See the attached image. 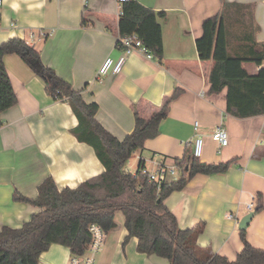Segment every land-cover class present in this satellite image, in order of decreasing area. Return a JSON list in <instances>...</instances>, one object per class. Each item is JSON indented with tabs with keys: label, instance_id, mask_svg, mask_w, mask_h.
I'll return each instance as SVG.
<instances>
[{
	"label": "crops",
	"instance_id": "obj_1",
	"mask_svg": "<svg viewBox=\"0 0 264 264\" xmlns=\"http://www.w3.org/2000/svg\"><path fill=\"white\" fill-rule=\"evenodd\" d=\"M137 1L164 12L159 19L160 61L135 50L119 73L96 76L104 58L116 59L123 52L116 44V0H1L0 43L14 37L25 40L39 53L44 67L52 68L80 92L86 103L96 104V121L119 140L134 128V112L147 120L175 89H181L169 102L159 133L145 140L143 148L132 156H140L147 165L176 164L175 159H181L186 148L191 149L190 142L200 133L204 145L200 161L235 162L225 172L192 176L182 189L166 195L165 206L181 229L203 222L196 243L234 260L243 246L237 222L246 214L245 205L253 200L255 212L245 238L264 249V113L237 118L225 112V90L208 91L207 76L213 62L225 54L222 23L208 29L220 0ZM228 1L253 4L258 27L254 39L257 44L264 43V0ZM3 63L16 103L0 113V230L3 226L19 228L38 209L13 199L15 193L34 199L46 177H52L62 189L75 187L104 170L94 149L72 132L78 119L70 104L53 100L34 69L18 54H5ZM261 66L243 64L249 74ZM217 124L228 133V145L221 149L212 136ZM257 207L260 210L256 211ZM118 212L96 264H171L155 254L139 252L137 237L128 236L123 214ZM232 214L235 217L228 218ZM70 255V248L53 243L40 254L38 264H67Z\"/></svg>",
	"mask_w": 264,
	"mask_h": 264
},
{
	"label": "trees",
	"instance_id": "obj_2",
	"mask_svg": "<svg viewBox=\"0 0 264 264\" xmlns=\"http://www.w3.org/2000/svg\"><path fill=\"white\" fill-rule=\"evenodd\" d=\"M219 10L208 24L212 30L216 22L224 29L225 54L216 57L207 79L209 93L225 90V112L237 118L258 116L264 113V43L257 44L254 34L258 30L253 4L220 0ZM118 20L119 37L135 32L158 61L163 55L162 31L159 19L164 12H155L137 0L122 3ZM232 42V43H231ZM257 48V49H256ZM18 54L30 67L38 62L45 90L53 100L67 101L78 123L72 132L77 139L94 149L104 165L100 174L85 179L75 187L58 189L52 177L38 185L34 199L14 194L13 199L28 202L38 209L19 228L3 226L0 230V264H38L43 251L53 243L70 248V253L82 255L90 239L88 225L98 224L105 232L115 227V213L123 214V225L128 236L137 237V250L147 255L155 254L171 264H264V249L247 242L245 230L240 231L243 246L234 260L211 253L200 247L197 237L203 222L181 229L176 217L164 204L166 195L180 190L198 173L211 175L225 172L235 162L200 161L186 148L181 159H175L179 168L176 180L166 182L159 190L153 182L139 175L141 161L135 172L126 169V161L141 150L143 142L159 133V122L166 116L169 102L179 95L175 89L161 109L143 119L135 114V125L123 139L111 135L96 121V104L86 103L80 92L56 75L54 70L41 64L39 53L25 40L14 37L0 43V113L16 103V95L3 63L5 54ZM244 62H254L261 68L249 74ZM0 119V125L2 124ZM260 210L259 207L256 211Z\"/></svg>",
	"mask_w": 264,
	"mask_h": 264
},
{
	"label": "built area",
	"instance_id": "obj_3",
	"mask_svg": "<svg viewBox=\"0 0 264 264\" xmlns=\"http://www.w3.org/2000/svg\"><path fill=\"white\" fill-rule=\"evenodd\" d=\"M127 0H116L118 11L120 12L121 6L123 2H126ZM1 5V0H0ZM118 12V14H119ZM41 36L42 33H40ZM30 38L33 40L34 35L30 33ZM116 44L122 49V54L116 58L111 59L110 57H106L103 59L101 64L99 65V68L97 70L96 76L100 77L103 75H106L107 73H119L122 68L123 64L129 56V54L135 50L142 52L144 55H146L149 58H153L152 52L143 46L142 41L139 39L137 34L135 32L128 34L124 37H117ZM197 126L198 123L195 122L193 124V129L197 132ZM212 136L216 140V144L218 145V149H221L228 144V133L227 129L224 128L223 125L217 124L213 127L212 130ZM191 146V153L194 157L198 158L203 151V136L197 132L195 134L193 140L190 142ZM139 161H141V165L139 166V175L147 180L148 182H153L157 186V190L161 188L163 184H166V182H170L173 180H176L178 178V166L174 163H167V162H154V168H148L147 164L144 163L145 159L138 156ZM254 202L253 200L249 201L245 205V213H249L251 210H255L253 208ZM235 217V214L228 215V218ZM90 239L86 243L85 252L82 255H75L71 254L69 256V260L67 264H96V257L99 251L101 250V246L105 239L106 232L96 223H90L88 225Z\"/></svg>",
	"mask_w": 264,
	"mask_h": 264
},
{
	"label": "water",
	"instance_id": "obj_4",
	"mask_svg": "<svg viewBox=\"0 0 264 264\" xmlns=\"http://www.w3.org/2000/svg\"><path fill=\"white\" fill-rule=\"evenodd\" d=\"M31 65L36 71L41 70L40 64L38 62H31ZM254 212L255 210H251L249 211V213L245 214L238 220L237 226L239 227L240 230H246V228L248 227L249 221L254 215Z\"/></svg>",
	"mask_w": 264,
	"mask_h": 264
},
{
	"label": "rangeland",
	"instance_id": "obj_5",
	"mask_svg": "<svg viewBox=\"0 0 264 264\" xmlns=\"http://www.w3.org/2000/svg\"><path fill=\"white\" fill-rule=\"evenodd\" d=\"M126 166H127V169L128 171H130L131 173H133L134 170H136L137 168V159L135 158V156H132L131 158H129L127 161H126ZM131 165V166H130ZM148 168H151L153 169L154 166L151 165V163L149 165H147ZM119 210H117L118 212ZM119 213V212H118ZM120 214V213H119Z\"/></svg>",
	"mask_w": 264,
	"mask_h": 264
}]
</instances>
